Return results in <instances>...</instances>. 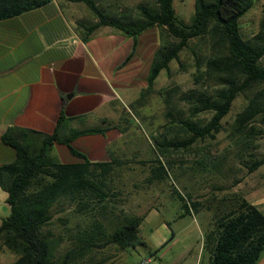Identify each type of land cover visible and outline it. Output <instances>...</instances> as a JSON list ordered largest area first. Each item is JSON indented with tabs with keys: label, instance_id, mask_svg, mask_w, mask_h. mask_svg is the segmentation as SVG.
<instances>
[{
	"label": "trees",
	"instance_id": "1",
	"mask_svg": "<svg viewBox=\"0 0 264 264\" xmlns=\"http://www.w3.org/2000/svg\"><path fill=\"white\" fill-rule=\"evenodd\" d=\"M47 1L0 0V20L40 7ZM70 1L84 3L97 17V21L90 24L79 21L85 40L102 25L132 35L135 46L136 37L154 27L166 31L173 39L161 38L151 62L147 86L129 106L123 107L117 122L104 119L101 127L74 129L65 134L69 119L62 111L51 134L23 129L16 135L11 128L0 135V141L15 150L12 161L0 164V186L8 193L6 202L11 208L0 224V249L4 245L17 255L9 264H64L56 255L62 236L54 238L46 233V226L52 222L57 206L64 210L74 206L78 217L85 221L86 224L77 231L79 238L92 236L90 230L107 231L110 241L122 249L145 243L140 238V226L146 215L133 213L123 206L126 174L140 167L148 171L145 187L162 181L169 183L173 163L170 156L189 150L199 139L214 138L240 94L248 95V103L234 121L235 132L246 141L247 135L255 128H250L251 122L259 119L264 124V15L260 30L253 38L244 36L241 25V19L253 7L254 0H195L190 22L177 13L174 0L140 3V17L130 20L133 22L125 15L109 14L97 0ZM195 40L204 41L207 47L204 52L192 48ZM184 49H191L202 76L216 78L222 87L212 94H197L196 89L182 93L181 99L190 104L187 118L174 113L172 99L175 91L167 87L159 89L157 93L167 108V122L160 126L166 128L165 131L154 133L151 157L138 159L134 153V157L111 155L110 161L92 162L72 149L85 161L64 163L53 153L54 143L70 145L76 137L105 132L110 125L126 135L133 128L136 115H140L139 108L146 106L152 93L156 92L155 83L161 72L167 70L171 73L170 65L174 60L184 67L181 60ZM256 84L262 87L249 94ZM202 111L212 112L205 123L192 118ZM176 127L180 128L178 131L184 130L187 136L171 135ZM263 164L264 155L254 159L248 168L254 171ZM171 185L182 202L180 216L198 212L204 206L213 208L210 201L204 205L192 197L186 200L174 184ZM219 205L214 206L213 226L205 234L204 246L210 252L208 264H256L264 250V211L245 197L236 198L234 205L228 208Z\"/></svg>",
	"mask_w": 264,
	"mask_h": 264
},
{
	"label": "rangeland",
	"instance_id": "2",
	"mask_svg": "<svg viewBox=\"0 0 264 264\" xmlns=\"http://www.w3.org/2000/svg\"><path fill=\"white\" fill-rule=\"evenodd\" d=\"M97 1L109 14L125 15L128 21L140 17L138 8L140 3H155V0ZM79 5L85 7L83 14L95 16L84 3L81 2ZM174 6L183 19L187 22L191 21L195 11V0H174ZM263 15L264 0H254L253 7L241 19L242 32L246 38H253L259 32ZM153 31L158 32L159 43L163 37L165 40L173 39L166 31L162 32L158 27H155ZM192 48L196 50L199 48L204 52V48L207 47L204 41L195 40ZM181 60L184 67L174 60L170 65L172 72L163 70L157 78L156 92L152 93L146 106L139 108L140 115H136L133 128L121 141L120 156L134 157V153L138 159L152 156L154 133L157 130L165 131L166 128L160 126L167 122L165 116L167 108L157 93L159 89L167 87L175 91L172 99L174 113L187 118L190 116V104L181 99L182 93L196 89L197 94H212L222 87L219 80L202 76L203 73L197 70L191 49H184L181 52ZM262 62L264 63V57ZM261 87V84H256L249 94ZM247 96V94H240L235 99L231 111L222 121V128L214 138L199 139L189 150H181L170 156L173 163L169 170L171 174L169 183L162 181L145 187L144 180L148 171H143L140 167L126 174L124 178L126 200L123 206L133 213L146 215L140 226V238L145 243H137L122 249L110 241L107 231L100 233L90 230L92 236L83 235L79 238L77 231L86 224L85 221L78 217L74 206H68L65 210L57 206L52 222L46 226V233L54 238L62 236L56 250L60 262L64 264H139L143 259L150 258L149 264H197V255L201 247L200 230L206 228L200 211L205 206L198 212L192 211L186 216H179L182 212V202L173 192L174 188L171 184H174L186 200L192 197L202 201L204 205L210 201L213 208L219 204L225 207L226 201H232L234 189H237L236 198L245 197L249 201L261 200L260 197L264 195V164L254 171H250L248 166L254 159L264 155V124L259 119L251 122L250 128H255L251 134L247 135L249 137L246 141L234 130L236 117L248 103ZM131 103L132 101H127L126 104H118L111 112L109 122H117L123 107ZM211 116L212 112L202 111L192 118L205 123ZM179 129L176 127L171 135L187 136L184 130L178 131ZM202 160L206 161L204 165L199 162ZM0 205L2 212L10 214V205L6 201L2 202L1 196ZM261 209L264 211V204ZM168 225L176 235L167 244L160 245L158 242L161 241L162 236H165V233L168 234V230H164L168 228ZM170 236L171 234L168 238ZM68 251L71 252L67 253ZM16 258L15 253L1 245L0 264L12 263Z\"/></svg>",
	"mask_w": 264,
	"mask_h": 264
},
{
	"label": "crops",
	"instance_id": "3",
	"mask_svg": "<svg viewBox=\"0 0 264 264\" xmlns=\"http://www.w3.org/2000/svg\"><path fill=\"white\" fill-rule=\"evenodd\" d=\"M79 4L48 0L40 7L0 20V135L11 128L16 135L23 129L51 134L62 111L69 119L65 134L101 127L118 104L134 101L147 86L151 62L160 45L155 27L139 34L136 46L135 37L110 25L98 27L85 40L79 21L90 24L97 17L83 14L85 7ZM124 137L119 128L110 125L105 132L82 134L70 145L54 143L52 151L64 163L85 161L72 149L89 161L106 162L111 155H120ZM14 158L15 150L0 141V164ZM235 192L237 189L232 201L219 207L234 205ZM0 196L2 202L8 196L1 186ZM260 199L250 201L262 207L264 195ZM1 209L0 205L2 223L8 213ZM200 212L206 228L200 230L197 264H208L205 234L213 226L215 208ZM164 230L168 234L162 236L160 245L176 235L169 225ZM256 264H264V250Z\"/></svg>",
	"mask_w": 264,
	"mask_h": 264
},
{
	"label": "built area",
	"instance_id": "4",
	"mask_svg": "<svg viewBox=\"0 0 264 264\" xmlns=\"http://www.w3.org/2000/svg\"><path fill=\"white\" fill-rule=\"evenodd\" d=\"M150 258L143 259L142 261L139 262V264H149L150 263Z\"/></svg>",
	"mask_w": 264,
	"mask_h": 264
}]
</instances>
